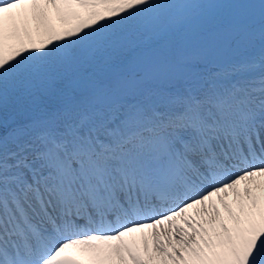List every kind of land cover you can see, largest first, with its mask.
Returning <instances> with one entry per match:
<instances>
[{
    "label": "snow or ice",
    "instance_id": "obj_1",
    "mask_svg": "<svg viewBox=\"0 0 264 264\" xmlns=\"http://www.w3.org/2000/svg\"><path fill=\"white\" fill-rule=\"evenodd\" d=\"M0 264H264V0H0Z\"/></svg>",
    "mask_w": 264,
    "mask_h": 264
}]
</instances>
